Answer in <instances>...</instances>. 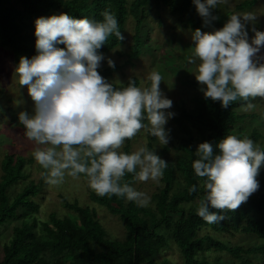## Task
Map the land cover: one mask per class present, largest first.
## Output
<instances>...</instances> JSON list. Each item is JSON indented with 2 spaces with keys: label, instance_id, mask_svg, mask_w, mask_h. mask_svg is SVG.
<instances>
[{
  "label": "clouds",
  "instance_id": "1",
  "mask_svg": "<svg viewBox=\"0 0 264 264\" xmlns=\"http://www.w3.org/2000/svg\"><path fill=\"white\" fill-rule=\"evenodd\" d=\"M228 2L193 0L205 24L217 19L212 9ZM102 17L77 19L61 12L36 18L37 54L21 56L15 69L18 84L27 88L34 102V114L21 111L18 120L35 145L32 156L47 183L59 186L66 177L79 179L84 174L98 196L115 195L146 207L148 194L124 177L129 173L136 182L158 183L168 162L147 146L131 153L120 149L141 129L167 145L165 125L174 114L165 110L172 101L160 89L164 77L159 72L149 74L150 86L139 87L131 80L126 87H116L100 75L97 69L106 58L99 50L112 35L125 39L114 14L104 11ZM256 20L253 12L233 13L222 28H197L191 35L188 63L196 65L195 78L205 98L219 101L223 108L243 100L248 111L255 108L251 100L264 99V56L257 55L264 47V31L253 26L255 35L249 42L245 28ZM107 63L115 66L110 58ZM196 156L192 168L205 190L196 214L206 223L222 221L220 213L239 209L259 189L264 150L248 135H226L215 148L201 142Z\"/></svg>",
  "mask_w": 264,
  "mask_h": 264
},
{
  "label": "trees",
  "instance_id": "2",
  "mask_svg": "<svg viewBox=\"0 0 264 264\" xmlns=\"http://www.w3.org/2000/svg\"><path fill=\"white\" fill-rule=\"evenodd\" d=\"M151 0H0V45L9 47L14 62L18 65L21 56L31 58L36 55L35 20L38 17L55 15L54 11L64 12L74 18L88 17L102 20V13L109 11L118 20L119 30L124 32L127 17L135 20L132 42L124 54L123 64H133L142 53L144 38L141 35L146 6ZM255 0H244L236 5L237 9L251 6ZM156 5H165L170 12L178 13L183 25L195 30L207 31L214 26L220 29L226 23L229 13L213 14L217 19L205 24L198 14L193 0H153ZM247 31V29H246ZM259 31V30H258ZM124 35V34H123ZM112 35L108 43L99 51H110L122 44ZM62 46V45H57ZM123 64L114 62V67L105 65L97 71L106 80ZM129 80L139 84L135 75L129 76L123 84L112 82L116 87H126ZM200 89L190 108L181 106L174 121L185 134L178 142L180 155L175 161L161 156L168 162L162 177L163 185L153 194L154 208L141 207L135 202L125 201L115 195L100 197L94 191L90 196L104 205L112 214L124 223L123 238L108 237L104 227L96 218V210L90 205L79 204L77 200L64 204L73 214L57 216L50 214L48 220L25 219L17 213L19 207L37 211L39 203L33 200L39 187L35 180H29L12 199L7 189L19 179L25 178L24 167L28 158L15 152H5L0 161V228L13 217L21 218L13 224L10 239L2 246L0 264H166L165 260L156 261L169 236L182 256L184 264H219L198 257L206 250L224 251L240 259L238 264H249L251 254L264 255V171L260 170L259 189L248 201L235 211L220 213L224 219L208 224L196 214L199 200L204 195L202 178L196 176L192 162L197 159L196 149L199 143L215 144L226 135H248L255 143L261 133L252 128L250 133L236 131L240 121L246 117H256L258 113L239 112L246 104L237 100L228 108L221 107L219 101L205 98L202 86L189 82ZM146 119L144 120V123ZM150 136L146 146L152 150ZM131 140H126L123 152L130 153ZM264 150V144H260ZM125 181L131 182L133 174L126 173ZM193 186L196 191L190 192ZM210 211H216L209 208ZM40 230L37 231V226ZM206 226L216 232L241 231L250 233L260 242L248 246L230 244L211 234L198 235V229Z\"/></svg>",
  "mask_w": 264,
  "mask_h": 264
},
{
  "label": "rangeland",
  "instance_id": "3",
  "mask_svg": "<svg viewBox=\"0 0 264 264\" xmlns=\"http://www.w3.org/2000/svg\"><path fill=\"white\" fill-rule=\"evenodd\" d=\"M244 0H229L226 5H218L212 9V13L221 15L224 13H244L253 12L257 15L255 23L246 24L248 39L251 42L255 33L252 31L253 26L256 30L264 31V0H255L254 3L244 9H237L236 5ZM194 4V3H193ZM195 5V4H194ZM196 7V6H195ZM55 15L60 14L59 11H54ZM135 20L130 15L127 17L124 29V42L110 51L102 52L106 58L101 62V67L107 65V59L110 58L113 62L123 64L128 50L129 44L132 42V34L134 32ZM217 30L213 28L202 32H213ZM194 32L189 27L183 25L178 13L170 12L165 5H156L153 0L146 6V15L143 19L141 35L144 38V44L141 55L134 59L133 64H123L122 67L113 72L107 77L108 82L123 84L124 81L131 75H135L139 79V86H150L148 76L151 72H159L164 80L160 84V89L164 96L172 101V107L165 110L174 115L168 119L165 125L169 132V142L167 145L161 146L156 137L152 136L147 129L141 131L131 139L130 153L137 150L141 146H146V143L151 136L152 150L157 155L168 156L172 161H175L180 151L177 148L179 140L185 135L179 129L178 124L174 121V117L179 113V108L184 106L190 108L194 105V98L200 94V89L191 85L189 82H197L195 78L196 65L188 63V57L192 54L193 41L191 35ZM63 48L62 46H57ZM258 57L264 56V47L257 54ZM199 63V61H197ZM16 63L13 59L12 51L9 47L0 45V161L5 152H15L28 158L24 167L26 177L19 179L9 186L7 195L9 199L18 192L29 180H35L39 187L38 193L32 197L39 203L37 211H32L28 208L19 207L17 213L25 219L32 217L37 220H48L50 214H55L59 217L73 214L64 204V197L69 202L77 200L79 204L90 205L96 210V218L104 227L108 237L121 239L125 235L124 223L117 215L112 214L104 205L97 203L90 196V191H93L84 174H80L79 179L66 177L64 183L59 186H53L47 183L41 173L44 171L34 160L32 152L35 145L25 136V129L19 123L18 114L21 111L27 112L29 115L34 114V102L28 94L25 86L18 84V77L15 72ZM201 86V85H199ZM255 105L252 110L245 111L246 104L240 106L239 112L249 113L256 112V117H246L240 121L236 127V131H243L244 134L250 133L252 128H256L260 133V139L256 144H264V99L256 98L251 100ZM145 124H148L146 119ZM120 151L123 152L121 148ZM264 171V167H261ZM260 169V170H261ZM261 173V172H260ZM1 174V168H0ZM132 186L137 190L143 191L150 197V203L146 206L154 208L153 194L163 185L162 178L158 183L149 180L148 182H136L132 179ZM125 201H127L125 199ZM11 217L0 228V259L2 256V246L11 237V228L13 224L20 223L21 218L13 217L12 212L7 213ZM40 225L36 230H40ZM211 234L217 238L229 242L230 244H241L248 246L260 242V239L250 233L241 231L231 232H216L212 229L202 226L198 229L197 234ZM198 257H204L209 261L219 264H238L240 259L234 258L224 251L206 250L199 252ZM251 262L249 264H264V255L258 253L251 254ZM165 260L166 264H184L179 249L167 236V243L161 249L156 257L157 262Z\"/></svg>",
  "mask_w": 264,
  "mask_h": 264
}]
</instances>
